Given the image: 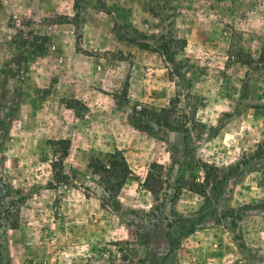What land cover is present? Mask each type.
Here are the masks:
<instances>
[{"label": "rangeland", "instance_id": "obj_1", "mask_svg": "<svg viewBox=\"0 0 264 264\" xmlns=\"http://www.w3.org/2000/svg\"><path fill=\"white\" fill-rule=\"evenodd\" d=\"M74 1L0 0V264H264V0Z\"/></svg>", "mask_w": 264, "mask_h": 264}, {"label": "trees", "instance_id": "obj_2", "mask_svg": "<svg viewBox=\"0 0 264 264\" xmlns=\"http://www.w3.org/2000/svg\"><path fill=\"white\" fill-rule=\"evenodd\" d=\"M81 1L82 0L74 1V8L76 10L79 9ZM77 16L78 12H76V17ZM183 42L185 41L183 40ZM22 44L30 46L33 49V53H36V55L41 53L39 44L35 42L24 40ZM174 108L175 106L173 102L170 106L163 107L160 110L148 109L146 107H142L139 110L134 108L132 115H138L140 118H144L149 121H155L162 126H167L170 123L171 113L174 112ZM58 143L61 145V154L58 161L52 163V173L53 179L56 182H63L65 176L62 171V159L68 155L69 140L61 139L58 141ZM88 167L94 175L98 176V183L110 195H115L118 193L125 184L126 180H128L132 175V171L128 165V162L120 151L110 154L105 161H102L98 158H92L88 162ZM157 168H161L160 164L153 163L150 165V170L147 172L144 180L145 188H147V190L152 194L154 199H158L159 187H161L162 184V174L161 171H155ZM204 168L206 169L204 183L209 185L213 181V170L215 172L216 168L214 169V167L207 165H204ZM215 178L216 176H214V179ZM198 191L202 193L204 192V188Z\"/></svg>", "mask_w": 264, "mask_h": 264}]
</instances>
